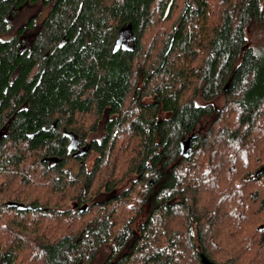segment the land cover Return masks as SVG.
Wrapping results in <instances>:
<instances>
[{
    "label": "trees",
    "instance_id": "16d2710c",
    "mask_svg": "<svg viewBox=\"0 0 264 264\" xmlns=\"http://www.w3.org/2000/svg\"><path fill=\"white\" fill-rule=\"evenodd\" d=\"M33 1L0 0V264H264V0H56L15 26Z\"/></svg>",
    "mask_w": 264,
    "mask_h": 264
},
{
    "label": "rangeland",
    "instance_id": "374dc122",
    "mask_svg": "<svg viewBox=\"0 0 264 264\" xmlns=\"http://www.w3.org/2000/svg\"><path fill=\"white\" fill-rule=\"evenodd\" d=\"M41 9H42V4H41L40 0L29 2V3L27 2V4L21 8V11L18 14V16L13 18L15 26H20L21 24L26 23L30 18L37 21V24H38L40 22V18H38V16L40 14H38V13ZM260 36L261 35L259 32V29H256V27H254L251 30V37H252L254 43L259 44L261 42ZM199 102H202V100L199 99ZM222 102H223L222 97H219L215 100V103L218 106H221ZM103 126H104V123L101 121V123L99 124V128L96 131L92 132L88 139L101 137L104 134ZM94 157H95L94 152H92L88 156V158H87L88 167L91 166V164L94 160ZM79 164H80L79 161L75 157L72 156L68 165H67V168L69 170H71L72 172H75L77 170ZM107 195H108L107 193H103V194L98 196V199L106 197ZM107 252H108V249L103 250L92 264H102L107 258V254H108Z\"/></svg>",
    "mask_w": 264,
    "mask_h": 264
},
{
    "label": "flooded vegetation",
    "instance_id": "af4514ba",
    "mask_svg": "<svg viewBox=\"0 0 264 264\" xmlns=\"http://www.w3.org/2000/svg\"><path fill=\"white\" fill-rule=\"evenodd\" d=\"M40 1L42 4V9L38 13V14H40L38 16V18H40V22L38 24H41L44 21L45 17L51 11V9L53 8V5L56 2V0H40ZM31 19L32 18H30L29 20H31ZM124 25H126V24H124ZM121 28H122V26H121ZM121 28L119 29L117 41H118L120 34H123L124 36L129 34V33H125V30H127V29H123L121 31ZM134 41H136V35H135ZM124 42H125V40L122 39L119 42L118 47H122L124 49H130V48L124 47ZM129 42L131 43V42H133V40L130 39ZM116 46H117V42H116ZM4 130H5V128H4ZM4 130H2L1 133ZM66 136L68 137V145L70 147V151H71V154L73 157H75L77 159L78 156H81L82 154H88L89 153V150H90V141L89 140L84 141L77 134L66 135Z\"/></svg>",
    "mask_w": 264,
    "mask_h": 264
},
{
    "label": "water",
    "instance_id": "95a60500",
    "mask_svg": "<svg viewBox=\"0 0 264 264\" xmlns=\"http://www.w3.org/2000/svg\"><path fill=\"white\" fill-rule=\"evenodd\" d=\"M172 3H173V0H170L169 3H168V5H167V8H166L164 17H166L169 14L170 9H171V6H172ZM123 29H127V30H125V33H129V34L128 35H125V36L123 34H120V36L118 38V41H117V47L119 45V42L122 39H124L125 40L124 47L125 48L134 49L136 47V44L137 43H136V41H134L135 40V34H134V31H133V28H132V23H128V24L122 26L121 31ZM130 39H132L133 42L130 43L129 42ZM64 134L65 135H72V134H75V132H73V131H67ZM19 206L20 207H27V206L31 207L30 205H25V204H21Z\"/></svg>",
    "mask_w": 264,
    "mask_h": 264
}]
</instances>
